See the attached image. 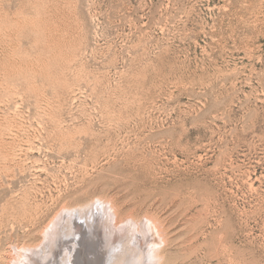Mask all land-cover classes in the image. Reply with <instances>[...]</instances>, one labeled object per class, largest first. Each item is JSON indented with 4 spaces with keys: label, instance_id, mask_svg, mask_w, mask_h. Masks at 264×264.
I'll list each match as a JSON object with an SVG mask.
<instances>
[{
    "label": "rangeland",
    "instance_id": "374dc122",
    "mask_svg": "<svg viewBox=\"0 0 264 264\" xmlns=\"http://www.w3.org/2000/svg\"><path fill=\"white\" fill-rule=\"evenodd\" d=\"M100 195L168 264H264V0H0V264L76 202L34 264H102Z\"/></svg>",
    "mask_w": 264,
    "mask_h": 264
},
{
    "label": "bare ground",
    "instance_id": "6f19581e",
    "mask_svg": "<svg viewBox=\"0 0 264 264\" xmlns=\"http://www.w3.org/2000/svg\"><path fill=\"white\" fill-rule=\"evenodd\" d=\"M98 198H99L98 201L100 202V203H98L99 206H101L103 209H105V212H106V210H108L106 212V214H107L106 216H108L109 224L112 225V230H113L112 231L113 232L112 237H110V239L113 241L108 239L109 241L112 242L111 245L109 244L110 242L108 243L110 245L109 246L110 250H108V248H107V250H108V252L109 251L110 252L108 253L106 251L107 256H104V258H103L104 254L102 255V258H101V259H103L102 264H168L169 263L168 262V256L166 253L168 238H167V235L165 232L166 230L164 229L163 221L160 220V218L157 215L150 214V213H146L142 216H140V215L137 216L133 213L128 214V215H124L120 212V209H119L118 205L116 204V202L113 198L108 197V195L107 196L100 195V197H98ZM94 199L95 198H92L91 201L94 202L93 201ZM76 203H73L72 206H71V204L70 205L69 204H63L61 209H59V211L56 212V214L50 219V221L43 227L40 239L36 243L25 244L21 248L14 249V251H15L14 257L10 256V259L7 260L5 264H20V263L21 264H29V263L34 264L35 263L34 259H38L37 257H40L39 256L40 253H39L38 249H44L45 251L48 250V252L46 254H49V252L51 251V249L55 245L56 241L57 240H59V242L61 241L60 237L70 236L69 233H70V231H72L71 225L73 223V218H75L74 216L78 215L77 218L78 217L80 218V216L85 215L89 210L88 208L82 206V204L80 205V203H78L79 204L78 205ZM88 203H91L90 200ZM91 204H94V206H92L93 208L96 207L95 203H91ZM83 205H85V203ZM89 207H90V205H89ZM103 209H102V212H104ZM91 210L93 211L92 208H91ZM99 212H97V213H99ZM102 212H101V214H102ZM88 213H90V211ZM88 215H90V214H88ZM91 215H95V213L91 214ZM104 216H105V214H104ZM85 217H84V219H85ZM91 217H93V216H91ZM91 217H89V218L91 219ZM86 219H87V217H86ZM90 219H89V221H90ZM93 219H95V218L93 217ZM87 220H86V222H87ZM94 223H95V220H94ZM84 224H85V222H84ZM104 225H105V223H104ZM111 225H110L109 232L111 231ZM94 229H93V231H94ZM104 229H105V227H104ZM91 230H90V232H91ZM98 231H100V230H98ZM77 232H76V234H77ZM125 232H126V237H124L123 240L119 241L118 239L122 236L121 233L125 234ZM145 234H147V237H145L146 242L143 243L144 244L143 246H146L147 249H148L147 246H151L150 250L148 252L145 250L146 253L143 252L144 250L141 251L140 249L139 250L137 249L138 247L139 248H145V247H141L142 245L137 243L138 239H140V238L137 239V235L141 236L143 238ZM72 235H74V234H72ZM89 235H92V234H89ZM105 238H106V236H105ZM118 241H119V243H118ZM69 242H71V241H69ZM106 242H108V241H106ZM106 242H105L104 246L107 244ZM219 242H220V239H219ZM64 243H65V241H64ZM64 243H63V245H64ZM60 245H62V244H60ZM113 245H114V247L111 248ZM106 247H107V245H106ZM54 248H55V246H54ZM35 249H37V251ZM62 249H64V251H65V248H62ZM40 255H44V254H40ZM43 258H44V256H43ZM47 259L45 261H47ZM38 261H40V260H38ZM38 261L36 264H38Z\"/></svg>",
    "mask_w": 264,
    "mask_h": 264
}]
</instances>
